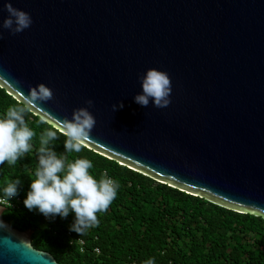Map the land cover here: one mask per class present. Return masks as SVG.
Wrapping results in <instances>:
<instances>
[{
  "label": "water",
  "instance_id": "water-1",
  "mask_svg": "<svg viewBox=\"0 0 264 264\" xmlns=\"http://www.w3.org/2000/svg\"><path fill=\"white\" fill-rule=\"evenodd\" d=\"M5 3L32 24L4 29ZM152 68L170 78L167 107L134 101ZM41 84L52 99L27 108L51 124L87 108L89 149L264 217V0H0V87L24 104ZM31 234L0 230V264H59Z\"/></svg>",
  "mask_w": 264,
  "mask_h": 264
},
{
  "label": "trees",
  "instance_id": "trees-1",
  "mask_svg": "<svg viewBox=\"0 0 264 264\" xmlns=\"http://www.w3.org/2000/svg\"><path fill=\"white\" fill-rule=\"evenodd\" d=\"M0 87V116L9 106H21ZM25 121L36 133L32 150L15 165H0V190L19 178L18 195L5 208L3 219L13 228L31 229V245L52 254L59 264H264V217L241 213L160 183L84 146L80 153H65L58 133L55 150L68 162L89 159L91 174L119 183L117 196L106 212L97 213L99 224L79 235L73 222L59 216L45 218L28 211L23 200L35 179L40 135L51 123L28 108ZM82 241V243H80ZM97 249V251L95 250Z\"/></svg>",
  "mask_w": 264,
  "mask_h": 264
},
{
  "label": "clouds",
  "instance_id": "clouds-1",
  "mask_svg": "<svg viewBox=\"0 0 264 264\" xmlns=\"http://www.w3.org/2000/svg\"><path fill=\"white\" fill-rule=\"evenodd\" d=\"M8 13L2 27L16 34L32 24L28 13L5 3ZM141 91L134 96V101L147 107L151 102L154 107L164 108L170 103L171 83L167 72L155 68L147 69L138 77ZM52 91L41 84L30 92L27 101L21 106H9L0 116V165L7 162L15 165L26 153L32 150V139L36 133L25 121L27 105L45 102L52 99ZM85 103L91 107L92 101ZM123 103L112 105L113 111L122 109ZM96 124L94 116L87 108L73 110L71 119L64 118L53 123L40 135L38 149V167L23 200L28 211H37L46 219L59 216L67 218L71 213L74 217L69 230L79 235L85 234L90 228L99 224L97 213L106 212L117 196L119 183L108 177L105 172L99 179L95 178L90 169L92 162L85 157H78L68 162L66 155H58L55 141L58 133L66 139L63 143L65 153H80L89 140ZM19 178L9 181L0 190V216L5 208H10L11 201L18 195L21 185ZM10 225L0 219V230H8ZM144 264H155L149 258Z\"/></svg>",
  "mask_w": 264,
  "mask_h": 264
},
{
  "label": "built area",
  "instance_id": "built-area-1",
  "mask_svg": "<svg viewBox=\"0 0 264 264\" xmlns=\"http://www.w3.org/2000/svg\"><path fill=\"white\" fill-rule=\"evenodd\" d=\"M80 243H82V241H80ZM97 251V249H95Z\"/></svg>",
  "mask_w": 264,
  "mask_h": 264
},
{
  "label": "flooded vegetation",
  "instance_id": "flooded-vegetation-1",
  "mask_svg": "<svg viewBox=\"0 0 264 264\" xmlns=\"http://www.w3.org/2000/svg\"><path fill=\"white\" fill-rule=\"evenodd\" d=\"M2 217V219H3V216H1ZM4 220V219H3ZM5 221V220H4Z\"/></svg>",
  "mask_w": 264,
  "mask_h": 264
}]
</instances>
